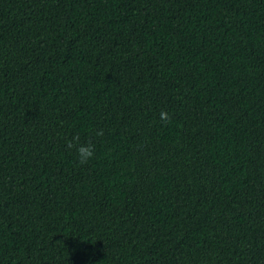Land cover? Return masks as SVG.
I'll list each match as a JSON object with an SVG mask.
<instances>
[{"label":"trees","instance_id":"1","mask_svg":"<svg viewBox=\"0 0 264 264\" xmlns=\"http://www.w3.org/2000/svg\"><path fill=\"white\" fill-rule=\"evenodd\" d=\"M0 264H264V0H0Z\"/></svg>","mask_w":264,"mask_h":264},{"label":"clouds","instance_id":"2","mask_svg":"<svg viewBox=\"0 0 264 264\" xmlns=\"http://www.w3.org/2000/svg\"><path fill=\"white\" fill-rule=\"evenodd\" d=\"M160 119L163 121H168L169 120V114L165 111H161L160 113ZM97 135H103V131L97 132ZM79 152V160L81 163L87 162L90 158L93 157L94 155V148L92 145L88 146H81L78 149Z\"/></svg>","mask_w":264,"mask_h":264}]
</instances>
